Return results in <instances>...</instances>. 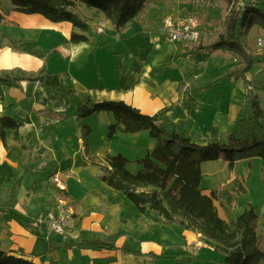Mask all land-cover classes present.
Instances as JSON below:
<instances>
[{
  "label": "crops",
  "instance_id": "1",
  "mask_svg": "<svg viewBox=\"0 0 264 264\" xmlns=\"http://www.w3.org/2000/svg\"><path fill=\"white\" fill-rule=\"evenodd\" d=\"M194 2L199 5V0H148L122 34L131 49L119 44L115 50L106 51L109 61L105 62L104 45H99L102 40L95 41L90 34L87 42H70V32L78 31L70 22H52L37 13H23L14 10L10 0H0V32L21 42L12 45L6 40L0 47V75L26 77L0 82V117L21 123L16 135L6 130L0 137V242L5 251L35 264H172L173 257L186 253V244L201 240L196 231L162 225L161 216L154 210L139 212L99 179L98 164H104L106 153L124 155L129 159L128 170L134 173L139 168L137 158L155 145L148 130H118L109 139L107 126L112 116L102 111L82 118L89 129L84 135L74 114L85 97L93 102L122 100L145 114L165 109L157 123L188 136L192 142H224L246 99L242 80L233 83L225 79L223 85H214L201 94L196 84L205 78L204 73H186L188 66L179 71L174 55L203 65L209 55L191 50L194 44L169 41L162 25L166 14L186 15ZM92 13L98 20L105 18L96 10ZM82 17L89 21L85 14ZM206 39L202 31L198 44ZM161 57L167 58L160 62ZM104 66L113 71L110 77L105 78ZM223 67L226 72L227 66ZM172 68L177 70L169 74L166 69ZM165 72L168 75L162 76ZM250 74L246 79L251 82L250 90L259 93L262 107L264 90L256 89L264 88V67L257 75ZM254 166L261 167L259 157L237 160L232 172L228 171L216 187L230 176L244 177ZM227 170L222 158L203 162L200 184L204 175L214 178ZM54 172L62 174L73 210L65 237L47 233L45 226L36 222L58 195L49 181ZM202 187L205 191L216 188ZM256 229L264 236V210ZM84 240H107L120 248L94 243L79 246ZM210 250L203 245L200 255L213 256Z\"/></svg>",
  "mask_w": 264,
  "mask_h": 264
},
{
  "label": "trees",
  "instance_id": "2",
  "mask_svg": "<svg viewBox=\"0 0 264 264\" xmlns=\"http://www.w3.org/2000/svg\"><path fill=\"white\" fill-rule=\"evenodd\" d=\"M218 0H199V5H213ZM224 10L219 14V30L191 47L196 52L211 53L221 50L233 53L239 59L225 72L230 82L242 80L245 101L238 112L232 129L224 142L214 140L205 144L192 142L176 131H168L157 121L162 112L145 114L122 100L93 102L85 97L75 107V116L84 135L89 132L82 118L93 113L108 112L112 122L107 136L116 131L133 133L148 130L155 145L136 162L139 168L128 170L129 159L121 153L104 154L99 179L128 199L139 212L156 211L166 225H177L200 233L203 244L213 256L184 253L173 257L172 264H264V236L257 232L258 213L247 203L240 213L238 197L245 191L244 177L230 176L220 187L205 191L201 186V164L224 159L231 173L240 159L259 157L261 178L264 179V108L256 92H249L251 82L246 74L251 71L256 56L247 52L244 40L254 24L264 29V0H223ZM14 10L37 13L52 22L67 21L76 30L69 35L70 42H87L90 26L81 17L78 7L85 5L101 12L117 32L125 28L145 8L148 0H10ZM1 19V15H0ZM245 37V38H244ZM12 45L21 42L0 32V47L5 41ZM23 75H0V82H15ZM28 78V77H27ZM264 90L259 87L258 90ZM15 119L0 117V137L6 130L15 135L20 126ZM67 194V193H66ZM219 207L224 216H220ZM115 238H112V240ZM100 244L120 248L109 241H81L78 245ZM107 248V247H106ZM0 264H35L32 260L5 251L0 242ZM49 264H54L50 261ZM137 264H147L144 262Z\"/></svg>",
  "mask_w": 264,
  "mask_h": 264
},
{
  "label": "rangeland",
  "instance_id": "3",
  "mask_svg": "<svg viewBox=\"0 0 264 264\" xmlns=\"http://www.w3.org/2000/svg\"><path fill=\"white\" fill-rule=\"evenodd\" d=\"M195 4H196V2H194L192 10H190V12H187L186 15L196 16L201 23L202 31L204 32V36L206 38L208 36L210 37V35L216 33L219 30L220 19H219L218 15L221 14L220 10H222V11L224 10L225 3L223 0H218L217 2H215L211 6L207 5V8L200 7V5H195ZM77 10H78L79 14L81 15V17L83 16V14H85L86 16L89 17L88 24L90 26V34H91L92 38L95 41H100V40L103 41L99 45H104V47H103L104 50H101V51H104V61L105 62L109 61L106 59V56H105L106 51L115 50L118 46H121L119 44H123L124 48L131 49L130 46H128L127 43L124 42L126 40V38L124 36H122V34L127 29L123 28L122 30H119L116 32L114 30L113 25L111 26V24L106 22L104 20L105 19L104 18L103 19L105 22L104 31H103V33H98L96 31V24L98 23L99 20L92 13V11H95V10L92 8H89L85 5L79 6ZM134 29H135V31L137 30L136 26H134ZM131 30L134 32L133 29H131ZM263 35H264V29L261 28V26L254 24L248 30L247 35L245 36L246 38L244 37L245 38L244 40L247 41V44H249L247 47V52L250 53L251 55L256 56V59L253 63L251 71L249 72V73H251L250 75H252V76H254L255 74L257 75L258 72H260L264 67V47L258 49V47L256 45V38L258 36H263ZM107 41H108V43H107ZM97 45L93 44V47H95ZM197 45H199V44H194L193 46H197ZM188 46L191 47V45H188ZM217 51H221V50L217 49V50L212 51L211 53H213V52L217 53ZM130 52H131L130 54H132L133 50H131ZM211 53H207L209 55L208 56L209 60H207V63H204L205 66L202 63H197L195 61L192 62V60H190V59L187 61L182 60L180 58V54L174 55L176 57L175 59L178 61V64H179V71H183L184 69L186 70L185 67L188 66L186 73L192 74V73L198 72L199 70H201V72L204 73L205 78L198 80L197 84H196V86H198V89L200 88L201 94L203 92H205L207 89L209 91L211 89V87L215 88L214 85H217V86L223 85L224 80H225V78L223 77L225 74V71H222L223 69H225L223 66L225 65V67L227 66V69H229L234 64V61L236 59H239L234 54H232L230 56H228V55L217 56V54H211ZM127 55L128 54H125V56H127ZM227 56H228V58H230L229 60L226 58ZM166 58L167 57H161L160 62H164ZM221 64H222V66H220ZM168 68H169V66H168ZM173 68H172V70L166 69V71L169 74H173L175 69H176V68L175 69H173ZM204 70H205V72H204ZM158 72H160V70ZM167 72H165L162 76H167L168 75ZM112 73H113L112 70H106L105 66H104L105 78L110 77L112 75ZM254 81H255V78H254ZM121 83H122L121 80L118 81V84H121ZM261 84H264V82H262ZM242 87H246V85L243 84ZM256 91H259L258 88L256 89ZM249 92H254V90H250ZM262 108H264V105H262ZM251 158H249V159H251ZM245 160L248 161L247 158ZM257 166H254L252 172L247 171L248 173L246 172L247 169H245V167L242 168L243 172H246L244 175L245 191L242 194H240V196L238 197L239 206L235 210V213H240L245 208V206L247 205L248 202L254 207V209L258 213V216L260 215L261 210H264V179L261 178V167L259 166V168H256ZM225 174H228V170L225 173L224 172H218V174L216 176H214V178H211L210 176L204 175L202 177V182H201L202 184L201 185L202 186L208 185V186L216 187V186H218L221 178ZM219 212H220V214H222V216H224L223 211L220 207H219ZM162 225H166V224H162ZM171 227H179V226L172 225ZM202 244H203V242L201 240L195 241V242H190V243L186 244L188 246V250L186 249V253H192V252L195 254L200 253L201 247L204 245V244L203 245ZM181 250H185V249L181 248ZM104 264H113V263L105 261Z\"/></svg>",
  "mask_w": 264,
  "mask_h": 264
},
{
  "label": "built area",
  "instance_id": "4",
  "mask_svg": "<svg viewBox=\"0 0 264 264\" xmlns=\"http://www.w3.org/2000/svg\"><path fill=\"white\" fill-rule=\"evenodd\" d=\"M163 29L169 41L180 44H198L202 37L201 23L196 16H174L166 14L162 19ZM105 22L99 20L96 31L103 33ZM256 45L264 47V35L256 38ZM50 184L57 190V197L53 205L44 213L36 217V222L45 226L47 233L66 236V230L72 219L73 210L66 198V183L59 172H54L49 177Z\"/></svg>",
  "mask_w": 264,
  "mask_h": 264
}]
</instances>
